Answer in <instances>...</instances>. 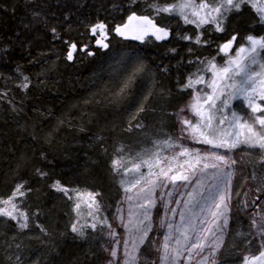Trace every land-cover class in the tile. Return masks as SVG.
I'll list each match as a JSON object with an SVG mask.
<instances>
[{"label": "snow or ice", "instance_id": "1", "mask_svg": "<svg viewBox=\"0 0 264 264\" xmlns=\"http://www.w3.org/2000/svg\"><path fill=\"white\" fill-rule=\"evenodd\" d=\"M27 2L34 4L35 7L30 12L31 19L23 26L34 28L43 25L48 28L49 21L43 5L37 3V0H27ZM131 2L135 3L136 0ZM245 7L252 9L256 23L264 26V0H172L166 3L150 0L148 8L153 15H137L132 12L127 16V22L117 24L112 29H109L104 22L98 21L89 27V31L95 44L102 49L109 47L106 41L110 31L125 39L143 41L146 37L152 36L157 41H165L173 35L171 26L158 24L156 21L162 14H167L181 18L184 24L194 25L198 30L195 35L184 34L178 36L179 39L197 45H208L210 41L204 39V30L224 33L229 17L242 13ZM49 30L54 39H60L65 44L66 61L76 60L81 52L88 56L95 55L87 45H78L73 40H63L56 27L53 26ZM16 35L19 38L20 34L16 33ZM238 36L239 33H234L224 43L216 45L217 54H223L222 63L218 64L215 57L199 61L203 67L188 75L185 83L181 85V90H191V97L184 107L173 113L180 125L176 139L166 135L163 140H153L152 148H143L135 155L128 145L121 144L116 148V155L110 161L111 171L113 175L121 177L132 174L133 178L130 181L121 179L120 184L126 193L139 186L140 192L137 196L141 193L145 194L143 197L145 203L140 204L139 207L146 209L142 219L133 221L130 214L127 224L124 225L132 238V250H128V241H124L122 259L118 255L121 241L116 239L115 229L107 222L106 217L101 218L98 215L102 209L99 199L102 194L98 190L71 187L59 179H52L50 188L61 193L71 202L70 206L75 217L68 228L74 238L86 239L88 229L96 231L98 225L108 228L107 235L110 239L104 246V251L109 257L106 264H138L140 246L145 243L151 230L150 225H145V220L150 219L147 206H155L152 197L156 189L175 186L178 181L191 183L193 177L197 181L196 187L188 193V200L184 205L188 215L182 211L179 213L180 224L175 226L171 223L167 224L170 230L175 227L176 235L173 237L172 231H169L164 236L161 248L157 249L161 252L160 262L182 264V261H187V264H192V261L196 260V264H217L215 257L224 245V237L232 218V181L237 174L236 166H243L244 156L250 155L252 151L258 152L257 163L264 165V34L250 33L243 38L244 42L241 44L236 43ZM21 46H26L23 40ZM12 50L13 43L0 46V58L6 57ZM171 51L175 53L176 49L173 48ZM146 67L142 62L135 65L128 76L116 86L115 91L111 92L108 99V104L112 106L133 102L127 127L124 129L126 132L144 128L143 114L149 111L153 92L150 88L147 92L136 96L133 86L136 78L146 71ZM16 71L19 74L17 87L27 91L31 85L30 77L24 75L19 66ZM201 72L211 73L210 79H205V75L199 74ZM0 96H7V92L0 93ZM237 99L243 102L245 109L243 114L230 111V114L226 115L225 109L229 107V102ZM91 102L85 101L86 104ZM13 111H17L15 106ZM186 112L190 115H185ZM64 122L60 121V123ZM97 139L100 140L102 137ZM184 140L209 145L212 149H225L228 153L237 149L247 151H243L240 158L236 159L232 155L218 151H204L190 147L182 142ZM104 151L106 152L107 149ZM41 155L42 158H46L43 153ZM145 168L147 171L143 170ZM209 169L215 171L209 173ZM35 174L41 179L51 177L50 172L41 168H36ZM209 175L213 183L206 189L208 194L205 195L197 189L204 187V181L200 177ZM248 179L249 177H244V183H247ZM251 179H258L260 186L256 191L264 192V169H261L259 177L253 170ZM28 184L29 181L21 180L14 185L13 190L6 197L0 196V217L16 222L20 230H29L35 226L40 233L48 235V229L33 220V216H38L40 213L36 212L30 216L29 212L20 206L22 203L20 198L27 197L33 191ZM168 195L171 196V192ZM235 195L239 196L240 193L237 192ZM260 198L255 196L251 201L245 199L242 202L244 210L253 205L258 209L250 213V226L255 231L252 239L259 237V241L255 252L249 251L248 254L241 255L240 264H264V205L257 204ZM128 199L131 200L132 197ZM160 199L162 200L163 197L161 196ZM175 203L179 204V201ZM171 211L175 216V209ZM87 217L92 218L91 223H88ZM120 219L123 221L124 218L121 216ZM252 239L246 240V245H251ZM15 247L19 249L21 245L17 243ZM8 259L11 260L12 257L9 256ZM15 262L22 264L19 255L15 257ZM34 264H39V261H35ZM153 264L157 262L153 261Z\"/></svg>", "mask_w": 264, "mask_h": 264}, {"label": "trees", "instance_id": "2", "mask_svg": "<svg viewBox=\"0 0 264 264\" xmlns=\"http://www.w3.org/2000/svg\"><path fill=\"white\" fill-rule=\"evenodd\" d=\"M143 1L148 6L150 0ZM37 3L43 5L48 28L23 26L31 19L34 4L27 0H0V46L13 43V50L0 58V75L13 73L19 66L31 79L28 91L16 100L17 111H7L6 106L0 109V191L10 178L13 183L29 181L32 204L45 216V225L54 237L57 254L47 264H97L96 256H90L87 248L73 242L69 233L65 234L70 203L50 190L49 185L53 178L69 186L79 182L100 191L104 204H114L118 189L109 167L110 153L105 154L104 149L112 146L107 140L123 135L117 127L122 112L117 108L105 110L97 100L104 103L102 90L116 86L124 73L123 66L137 58L147 66L148 76H158L159 88L164 93L155 106L159 112L156 119L161 117L166 122L181 101L179 90L186 73L185 44L193 42L176 40L181 34L176 31L180 25L175 23L174 40L149 39V45L144 46L139 40L125 39L110 31V49L102 53L95 47L89 31L91 25L102 21L112 29L127 22L132 12L152 15L151 10L140 1L132 4L131 0H37ZM53 26L63 40L87 45L95 55L81 52L76 60L66 61V46L62 40L53 38L49 30ZM245 29L242 34L234 29L233 34L239 33L242 39ZM231 35H217L216 45ZM21 40L26 46H21ZM173 48L175 53L171 51ZM86 100L92 102L87 105ZM95 115L98 118L94 119ZM62 120L65 122L60 123ZM97 137L103 140L95 141ZM42 153L46 158H42ZM36 168L50 172L51 177L41 179L35 174ZM3 262L0 254V264Z\"/></svg>", "mask_w": 264, "mask_h": 264}, {"label": "rangeland", "instance_id": "3", "mask_svg": "<svg viewBox=\"0 0 264 264\" xmlns=\"http://www.w3.org/2000/svg\"><path fill=\"white\" fill-rule=\"evenodd\" d=\"M140 1L143 6H146L145 1L143 0H136L135 3ZM166 2H172V0H167ZM164 2V3H166ZM134 4V3H132ZM148 7V6H146ZM152 12V11H151ZM153 15V13H152ZM256 16L252 9L249 7H245L243 12L240 14H233L229 17L228 21L226 22V31L224 33L218 32H210L208 30H204V39L210 41L208 45H197L194 42L185 44V51H184V69L186 71L184 75V83L186 77L191 75L194 72H197L199 68H202L203 65L199 63V61L207 59H212L213 57L216 58V62L222 63L223 62V54H217L216 49V42L215 39L217 35L224 34L226 37L227 35L233 34V30L236 29L240 34L244 32V35L241 37L238 36L237 44H241L244 42L243 38L250 34H264V28L258 27L255 23ZM158 21H161V24H169L172 29V33H174L175 23L179 24L177 30L179 34H189L195 35L196 31H198L194 25L191 24H184L183 20L179 17L169 16L167 14H162L160 17L157 18ZM252 24V25H251ZM256 24V25H255ZM250 29V30H249ZM187 31V33H186ZM214 35V37L212 36ZM180 36V35H178ZM174 34L168 39L174 40ZM149 39L155 40L154 37L150 36L145 38L143 41H138L139 44L143 45L147 43L149 45ZM133 40V39H131ZM176 40H179L177 37ZM181 40V39H180ZM227 40V39H226ZM225 40V41H226ZM147 41V42H146ZM157 41V40H156ZM225 41H220V44L224 43ZM108 44L110 42V37L108 36V40L106 41ZM96 45V44H95ZM196 45V46H195ZM192 46H195L193 49ZM102 53L106 52V50L110 49H102L95 46ZM191 49V51H189ZM235 49H233L234 51ZM191 61V63H189ZM141 63L139 59H135L132 62H127L125 66H123L122 78L116 81V83H120L124 78L128 76V74L134 69L135 65ZM23 72L22 70H20ZM24 75H26L23 72ZM149 73L146 70L143 74L136 78L135 84L133 86L134 94L139 96L142 93L147 92L150 88L153 92V96L150 100L149 104V111L143 114V123L144 128L142 129L144 132L139 134V130H134L132 132H126L124 129L127 127V121L129 118V111L133 108V102H127L120 106H112L108 104V99L111 95L112 91H115L116 86L113 88L107 89L105 88L102 90L101 93L102 98H106L104 103L97 100V102L101 103L103 109L106 110L105 107L112 109L117 108L118 111L122 112V118L118 119L117 127L122 130L123 135L122 137H118L114 140H107L108 143L111 144V148H106L107 151L104 153L109 154L110 161L114 155H116V148L119 147L121 144L128 145L132 151V154L135 155L136 152L140 151L143 148H152V141L153 140H163L166 138V135L171 136L173 139L179 135L180 125L177 122V117L173 115L179 111L180 108L184 107L190 100L191 97V90H179L182 97H180V103L176 109L173 110L166 120V122L162 121V118L156 119V114L159 112L156 111V105L161 98L162 91L160 90V82L158 80V76H148ZM205 75V79H210L211 73H199ZM17 71L13 73H4L0 75V93L7 92V96H0V109L4 106L7 107V111H13V106L17 109L16 100L20 97V95H24L27 91L21 90L17 87L19 83ZM147 75V76H146ZM28 76V75H26ZM29 77V76H28ZM112 80V79H111ZM113 82V81H112ZM203 87V86H198ZM30 88V87H29ZM28 88V89H29ZM11 102V103H10ZM88 105V104H87ZM95 103L91 106V109H96ZM152 109H155L152 111ZM230 111H237L243 114L245 111L243 102L239 99L233 100L229 102V107L225 109V114H230ZM152 115V116H151ZM163 115V114H162ZM185 115H190L189 113H185ZM92 116V115H91ZM164 116V115H163ZM154 117V118H153ZM98 118V116L93 117ZM227 126V125H225ZM109 129V128H108ZM91 138L94 139L92 136ZM90 138V139H91ZM103 139L95 140L100 142ZM94 141V140H92ZM114 142V143H113ZM183 143L187 144L190 147L200 148L204 151H218L224 154L232 155L234 158L239 159L243 151H247L246 149H237L232 153H228L225 149H212L209 145L203 144H195L191 140H184ZM167 154V152H165ZM258 160V152L252 151L250 155L244 156L245 163L243 166L237 165V174L233 177L232 181V192H233V200H232V218L229 221L228 230L224 237V245L221 250L216 255L217 264H240V257L241 255L248 254L249 251L255 252L257 250V245L259 241V237L256 239H252L255 235L254 229L250 226V213L257 211L258 209L253 205L249 207L247 210L243 209L242 202L247 199L251 201L254 199L255 196H260V200L257 201V204L264 205V192H257L256 189L259 187V180H252L251 175L253 170L256 171L257 176L259 177L261 169H264V165H260L257 163ZM110 167V162H109ZM111 169V168H110ZM147 171V169H143ZM209 173L215 171L213 169L208 170ZM113 174V173H112ZM116 179V186L118 189L117 196L115 199V203L113 204H104L101 197L102 209L101 212L98 214L101 218L106 217L107 222L112 224L113 228L115 229L117 235L116 239L120 240L121 243L118 246L119 251L118 255L123 258V251H124V241H128V250H132V238L128 234V228L124 227L127 224L128 219L131 214V219L133 221L139 220L143 218V214L146 209L140 208L139 205L145 203L143 197L144 193H141L140 196H137V193L140 192V187H136L131 189L129 192H125L124 188L120 184L121 179H125L126 181H130L133 176L129 174L128 176L121 177L119 175H114ZM244 177H249L248 182L244 183ZM10 178V177H9ZM200 179L204 181V187L197 189L198 192H203L207 195V188L211 186L213 183L210 175L209 176H201ZM21 180H16L14 183L12 179H8L7 184L4 186L3 189L0 191V196L6 197L12 190L14 185ZM62 182V181H61ZM63 183V182H62ZM73 185L71 187L79 186L81 188L87 187L91 190H97L90 186L72 182ZM196 178H192L191 183H186L183 181H178L175 186L169 185L167 188L164 189H156L155 195L152 197L155 201V206L148 205L147 211L150 215V219L145 220V225H150L151 230L149 231L148 238L143 245L140 246V259L138 260V264H153V261L157 262V264H161L160 256L161 252H158L157 249L161 248V245L164 242V236L172 231L173 237H175V227L170 230L167 227L168 223L173 224V226L180 224V216L179 213L184 211L185 215H188L187 210L185 209V201L188 200V193L191 192L196 187ZM51 184V183H50ZM50 188V186H49ZM251 189V191H250ZM54 193L63 196L61 193L54 191L50 188ZM100 192V191H99ZM171 192V196L168 193ZM239 192L240 195L236 196L235 194ZM247 193V196H245ZM102 196V195H101ZM163 197L161 200L160 197ZM128 197H132L131 200ZM22 201L21 208L26 209L29 212V215L32 216L33 213L39 212L38 216H33L34 221H38L39 223L43 224L45 227V216L41 214V212L33 206L32 198L30 193L27 197L20 198ZM175 201H179V204L175 203ZM71 205V202L68 201ZM167 205V207H165ZM171 209H175V216L173 215ZM119 210V211H118ZM86 211V210H85ZM68 218L66 220L65 225H69L72 219L75 217V213L72 211L70 206ZM123 217V221H121L120 217ZM88 223L92 222L91 217H87ZM83 222V221H82ZM31 223V221H30ZM131 227V225H129ZM47 228V227H46ZM108 228L106 226L98 225L96 231H92L88 229V236L86 239H79L74 238L73 234L70 232L69 228L67 227V232L69 233V237L72 238L73 242L76 244L80 243L83 245L84 248H87L88 252L91 254L90 256H96L97 264H106V260L109 258L108 254L104 251V246L108 243L110 237H108ZM48 235H44L43 233L39 232V229L35 226H32L29 230H20L16 224V222L11 221L7 218L0 217V254L2 255L4 262L2 264H16L15 257L17 255L20 256L22 264H34L35 261H39V264H47L49 259L55 257L57 252L55 249L54 237L48 231ZM239 233V235H238ZM252 233V235H249ZM15 237V239H13ZM64 237V234H63ZM252 239L251 245H246V240ZM20 244L21 247L17 249L15 247L16 244ZM170 244L172 241L169 242ZM11 244L12 246L9 247L8 245ZM11 256L12 259L9 260L8 257ZM199 259V258H197ZM182 264H187V261H182ZM192 264H196V260L192 261Z\"/></svg>", "mask_w": 264, "mask_h": 264}, {"label": "flooded vegetation", "instance_id": "4", "mask_svg": "<svg viewBox=\"0 0 264 264\" xmlns=\"http://www.w3.org/2000/svg\"><path fill=\"white\" fill-rule=\"evenodd\" d=\"M255 22H256V19L254 18ZM258 27H261V28H264V26L262 25H259L258 23H256Z\"/></svg>", "mask_w": 264, "mask_h": 264}, {"label": "water", "instance_id": "5", "mask_svg": "<svg viewBox=\"0 0 264 264\" xmlns=\"http://www.w3.org/2000/svg\"><path fill=\"white\" fill-rule=\"evenodd\" d=\"M148 37H150V36H148ZM148 37H146V38H148ZM130 39V38H129Z\"/></svg>", "mask_w": 264, "mask_h": 264}]
</instances>
